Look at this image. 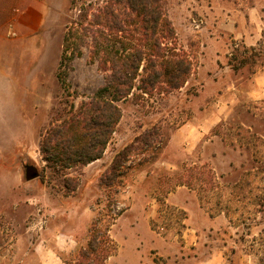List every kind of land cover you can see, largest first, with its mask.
I'll use <instances>...</instances> for the list:
<instances>
[{"label":"rangeland","instance_id":"1","mask_svg":"<svg viewBox=\"0 0 264 264\" xmlns=\"http://www.w3.org/2000/svg\"><path fill=\"white\" fill-rule=\"evenodd\" d=\"M11 6L19 10L3 24ZM168 10L179 47L195 56L189 83L169 95L134 90L119 102L122 119L103 159L71 171L80 185L68 195L48 171L26 180L24 165L42 171L40 141L57 110L94 94L107 74L85 48L70 70L69 93L59 84L64 38L79 14L71 0H0V264H37L43 243L65 250L58 251L63 260L78 255L97 217L116 218L110 264L136 260L139 236L149 243L140 247L143 258L157 262L264 264V93L254 81L264 68L252 74L228 66L235 46L264 47V0H169ZM154 126L162 136L132 154L115 188L102 189L115 153ZM182 175L193 185L177 186ZM179 187L197 195L206 218L189 201L167 203ZM150 228L161 243L150 240Z\"/></svg>","mask_w":264,"mask_h":264},{"label":"trees","instance_id":"2","mask_svg":"<svg viewBox=\"0 0 264 264\" xmlns=\"http://www.w3.org/2000/svg\"><path fill=\"white\" fill-rule=\"evenodd\" d=\"M80 3V0H71V10H78L79 14L68 26L57 78L63 91L69 93L70 70L87 48L91 59L107 74L105 85L80 104L68 100L57 110L40 141V153L45 163L41 172L34 164L24 165L26 180L36 179L48 171L55 180H60L68 195L80 185V177L72 176L71 171H78L104 157L122 119L118 103L133 95L134 90L148 96L180 91L189 83L196 66L192 52L178 45L169 16V0ZM11 8L3 11V24L12 21L19 10ZM228 66L235 73L248 68L256 74L264 68V47L261 44L259 47L235 46ZM161 136L162 128L154 126L119 149L102 173L99 186L107 191L115 188L119 170L132 154L143 153L145 147V150L152 147ZM189 170L196 171V168ZM259 170L264 172L262 168ZM192 185L191 176L178 177L177 186ZM109 199L107 207L112 213L113 196ZM112 219L105 223L99 217L95 218L87 245L78 255L65 257L64 262L106 264L118 252L111 236L116 218Z\"/></svg>","mask_w":264,"mask_h":264},{"label":"crops","instance_id":"3","mask_svg":"<svg viewBox=\"0 0 264 264\" xmlns=\"http://www.w3.org/2000/svg\"><path fill=\"white\" fill-rule=\"evenodd\" d=\"M254 81L256 83L255 84L256 91L259 90V92L264 93V70L259 72V73H257L255 75ZM256 85H260V88H258ZM154 201L156 202V199H154ZM188 201L191 202V210H193L195 212V214H199V215L202 214L203 218H206V216H205L206 214H205L204 210L201 208V205L199 203V199H198L197 195H195L194 193H191L189 190H187L186 187H179L177 189V191H175L174 193L170 194V196L167 198V203H169L171 205H175V204L179 205V204H182V203L183 204H187ZM133 211H134V207L132 206L126 212L133 214ZM155 212L156 211H154L152 214L148 215L147 219L150 220L151 217H153ZM149 230H150V232H152V235H150L152 238L150 237V240L154 239L156 244L161 243L160 239H158L155 236V235H157L155 233V231L151 230V228ZM138 231H139L138 228L131 227V233L138 232ZM192 231L193 232H197L198 230L197 229H192ZM138 234H139V232H138ZM136 240L138 242V244L135 247L136 260L129 259V263L128 264H177V262H176V260L174 258L168 259V260H166V262H164L163 260L157 262V261H155L152 258H150V259L145 258V257L143 258V255L144 254L146 255V251L145 250L148 248L147 246L149 245L148 240H147L146 237L142 238L140 236L137 237ZM141 246H144L143 248H145V250L142 251L140 249ZM39 249H41V250H39ZM39 249L38 250L41 251L40 256L36 257L35 255H33L36 258L37 264H66L64 262V260L62 259L61 255L58 254V251H61V252L65 251L62 248H60V249L52 248V246L50 244L47 245L46 243H43L39 247ZM67 252H68V250H67ZM70 253H69L68 256H70ZM115 255L110 257L108 259V261L106 262V264H110L111 261H113V257ZM207 264H215V263L209 261ZM219 264H222V263H219Z\"/></svg>","mask_w":264,"mask_h":264}]
</instances>
